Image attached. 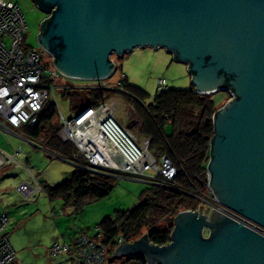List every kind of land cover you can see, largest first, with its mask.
<instances>
[{"label": "water", "instance_id": "1", "mask_svg": "<svg viewBox=\"0 0 264 264\" xmlns=\"http://www.w3.org/2000/svg\"><path fill=\"white\" fill-rule=\"evenodd\" d=\"M39 45L67 78L98 81L112 55L165 48L200 94L231 98L213 116L208 186L225 208L264 228V0H34ZM52 41V42H51ZM218 209L185 210L170 242L147 234L113 257L147 264H264V235Z\"/></svg>", "mask_w": 264, "mask_h": 264}, {"label": "rangeland", "instance_id": "2", "mask_svg": "<svg viewBox=\"0 0 264 264\" xmlns=\"http://www.w3.org/2000/svg\"><path fill=\"white\" fill-rule=\"evenodd\" d=\"M12 1L20 5L27 21L24 44L40 52L43 62H47L50 56L38 41L40 25L47 14L34 0ZM112 58L118 73L122 71L128 76L129 85L139 87L146 94L135 95L134 99L141 109L127 99L124 93L116 94L112 98L116 102V118L119 123L128 125L138 140L151 138L153 126L146 106L157 92L159 79H166L169 88L189 89L193 85V77L188 66L175 61L173 54L165 48L155 49L151 46L136 47L123 56L113 54ZM117 77H114L115 81ZM66 81L76 88L96 84L67 77L59 81L62 86L51 92L49 103H54L57 115L62 113L66 118H71L78 114V108L74 107L71 96L67 94L68 90L64 87ZM49 83L55 84V81ZM230 96L226 91H221L214 94L213 98L217 104L222 105ZM24 131L23 128H0V148L9 155L20 150L16 162L0 169V214L6 212L10 218L7 232L15 249L12 264H72L68 253L55 257L50 255L49 250L55 242L71 243L83 233L96 236L101 231L100 223L105 217L114 216L117 211L132 209L151 193L153 184L117 176L112 178V191L104 198L87 196L79 202L70 203H66L62 197L51 198L46 187L69 178L75 165L64 157L49 155L48 149L28 138ZM29 171L41 188L35 199H27L17 190L23 182L32 180ZM207 192L209 190L205 189L204 194ZM197 203L199 210L203 204L199 200Z\"/></svg>", "mask_w": 264, "mask_h": 264}, {"label": "built area", "instance_id": "3", "mask_svg": "<svg viewBox=\"0 0 264 264\" xmlns=\"http://www.w3.org/2000/svg\"><path fill=\"white\" fill-rule=\"evenodd\" d=\"M51 15L52 13H48L47 17ZM27 29V21L20 5L12 0H0V128L4 130H18L26 125L35 126L51 92L61 86L58 82L65 77L55 67L54 57L50 53L46 51L50 60L43 62L40 52L24 44ZM116 75L118 77L115 81ZM50 81H55V84L49 83ZM93 82L96 85L92 83L88 86L126 92V75L122 71L118 73L117 65L112 76ZM168 89L166 79H159L156 94ZM115 109L116 102L110 98L96 106L85 107L71 118L60 113V138L75 144L78 153L84 157L92 171L107 170L123 178L150 184L172 181L178 174V167L172 159L166 154H152L151 140L146 138L139 141L133 131L118 122ZM18 153L20 150L9 155L0 148V169L16 162ZM48 153L53 157L59 156L53 151ZM65 159L75 166L79 165L72 158ZM29 172L32 180L23 182L17 190L25 198L35 199L41 188L33 173ZM153 173L155 174L150 175ZM209 179L210 175L207 173L208 183ZM208 190L205 195L198 197L204 210L218 209L238 221L242 222L244 219L245 225L264 235L263 227L223 207L209 186ZM9 225L8 214L2 212L0 264H12L15 258V249L7 232ZM101 235L102 231L96 236L84 233L71 243L57 241L49 253L52 257L68 253L74 264H105L109 249L101 241ZM122 242L124 241L119 237L117 244Z\"/></svg>", "mask_w": 264, "mask_h": 264}, {"label": "trees", "instance_id": "4", "mask_svg": "<svg viewBox=\"0 0 264 264\" xmlns=\"http://www.w3.org/2000/svg\"><path fill=\"white\" fill-rule=\"evenodd\" d=\"M67 90L78 113L120 92L99 87H70ZM120 93L141 109L134 98L136 93L146 94L139 87L129 85L127 78L126 92ZM213 95L200 94L193 85L189 89L169 88L155 94L146 106L153 126L150 150L156 156H169L178 167V174L172 181L153 184L151 193L132 209L117 211L114 216L102 220L101 241L108 246L110 257L105 264H147L145 258L113 257L117 239L121 237L125 242H133L147 234L151 243L168 244L176 216L185 210H198V197L205 195L204 190L208 189L207 164L210 141L214 136L213 116L229 100L217 104ZM58 117L54 103L48 101L40 113L39 122L24 127L27 137L43 148L79 163L69 178L46 187L48 195L62 197L66 203L79 202L87 196L97 199L108 196L114 187L112 178L119 175L107 170H90L75 144L60 138L62 123Z\"/></svg>", "mask_w": 264, "mask_h": 264}, {"label": "crops", "instance_id": "5", "mask_svg": "<svg viewBox=\"0 0 264 264\" xmlns=\"http://www.w3.org/2000/svg\"><path fill=\"white\" fill-rule=\"evenodd\" d=\"M126 78H127V80L129 81V79H128V76L126 75ZM69 82H67L66 81V83H65V85H64V87H67V88H70V87H77V86H72L71 84H68ZM58 84L59 85H61L62 86V84L60 83V82H58ZM81 87V86H80ZM83 87H87V85H85V86H82V88ZM121 124V123H120ZM123 126H125V127H127L128 125H124V124H122ZM25 127V126H24ZM24 127H22L23 129H24ZM128 128V127H127ZM11 129V128H10ZM10 129H8V130H10ZM12 130H14V129H12ZM131 131H133L132 129H130ZM134 133V132H133ZM135 134V133H134ZM143 140V139H142ZM140 141V140H139ZM49 154V153H48ZM71 259V261H72V264H74L73 263V260H72V258H70Z\"/></svg>", "mask_w": 264, "mask_h": 264}, {"label": "flooded vegetation", "instance_id": "6", "mask_svg": "<svg viewBox=\"0 0 264 264\" xmlns=\"http://www.w3.org/2000/svg\"><path fill=\"white\" fill-rule=\"evenodd\" d=\"M52 42V41H51Z\"/></svg>", "mask_w": 264, "mask_h": 264}]
</instances>
